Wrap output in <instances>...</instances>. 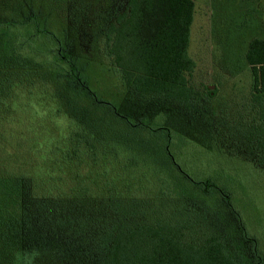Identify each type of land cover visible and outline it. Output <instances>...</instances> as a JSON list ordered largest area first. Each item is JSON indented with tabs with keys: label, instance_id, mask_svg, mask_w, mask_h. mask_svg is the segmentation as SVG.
Listing matches in <instances>:
<instances>
[{
	"label": "trees",
	"instance_id": "16d2710c",
	"mask_svg": "<svg viewBox=\"0 0 264 264\" xmlns=\"http://www.w3.org/2000/svg\"><path fill=\"white\" fill-rule=\"evenodd\" d=\"M70 1L0 0V112L38 90L66 116L62 126L32 120L12 138V169L0 173V264H264L232 186L176 161L174 111L129 108H190L195 0H124L107 11L103 0ZM97 49L121 83L116 103L92 87ZM246 60L259 116L238 132L256 138L264 163L263 38L249 42ZM145 133L160 150L155 164L135 161Z\"/></svg>",
	"mask_w": 264,
	"mask_h": 264
},
{
	"label": "rangeland",
	"instance_id": "374dc122",
	"mask_svg": "<svg viewBox=\"0 0 264 264\" xmlns=\"http://www.w3.org/2000/svg\"><path fill=\"white\" fill-rule=\"evenodd\" d=\"M79 1L82 0H71L69 3ZM122 1L103 0V11L121 5ZM95 2L91 0L90 4L98 8L100 0L97 4ZM195 4L188 50L196 63L190 75L194 91L190 108L183 106L176 109L173 105L161 103L154 106L151 101L143 107L138 104L139 100L130 101L129 108L137 113L145 111L148 117L156 115V110L174 111L176 121L170 126L175 131L171 151L176 161L195 178L210 175L230 184L232 196L238 204L241 203L242 223L264 243V163L255 153L259 148L256 138H243L238 132L246 129L259 116L252 102L253 77L246 52L252 39H264V0H195ZM56 23L54 27L61 28L62 23ZM96 51L94 59L103 64H95V75L90 76L92 87L100 92L104 100L116 103L114 97L121 89V83L104 54L98 49ZM77 52L80 61L86 62L85 54L80 50ZM207 86H213L216 92L210 93ZM57 105L55 100L37 90L30 97L24 93L10 106V110L0 112V115L15 120L0 117V124L5 123L0 125V173L12 169L8 159L14 151L12 138L21 136L22 129H27L30 121L64 123L66 116L62 111L58 114ZM178 111H182V115H176ZM8 121L12 123H6ZM189 126L193 131L187 129ZM203 128L206 131L202 141H196L194 134H203L200 132ZM133 137L140 139L136 135ZM142 139L149 144L144 142L145 146L137 140L133 146L137 150L133 152L136 164H155L154 158L160 150L151 149L150 143H155L154 136L145 133ZM263 246L261 244L259 251H264Z\"/></svg>",
	"mask_w": 264,
	"mask_h": 264
}]
</instances>
